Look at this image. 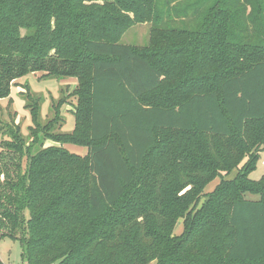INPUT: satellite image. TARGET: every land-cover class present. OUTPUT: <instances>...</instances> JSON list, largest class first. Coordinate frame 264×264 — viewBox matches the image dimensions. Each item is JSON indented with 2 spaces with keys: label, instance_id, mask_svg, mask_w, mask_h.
<instances>
[{
  "label": "trees",
  "instance_id": "1",
  "mask_svg": "<svg viewBox=\"0 0 264 264\" xmlns=\"http://www.w3.org/2000/svg\"><path fill=\"white\" fill-rule=\"evenodd\" d=\"M35 73L76 79L77 105L53 135L29 103L31 143L0 146V241L25 264H264V0H0V99Z\"/></svg>",
  "mask_w": 264,
  "mask_h": 264
},
{
  "label": "rangeland",
  "instance_id": "2",
  "mask_svg": "<svg viewBox=\"0 0 264 264\" xmlns=\"http://www.w3.org/2000/svg\"><path fill=\"white\" fill-rule=\"evenodd\" d=\"M151 29V23L137 24L123 36L121 43L144 48L150 42ZM77 84L76 79L44 77L42 73L28 74L17 81L16 85L11 89L10 96L0 99V146L2 141L10 140L11 130L18 129L21 130L25 142L31 143L32 137L29 128L33 126V123L30 110L27 107L29 103L38 104L40 107L38 120L41 128L58 116L55 123H53L51 133L53 135L73 133L75 129L74 113L77 105V97L75 94ZM28 94L32 99H28ZM43 137L44 133L41 134L40 138L43 139ZM43 144V148H47L55 146L58 143L52 140H45ZM62 147L71 153L81 156L87 155L88 152L86 148L72 144H63ZM39 148L40 146L36 145L33 153L35 154ZM263 150L264 147L258 153ZM246 161L245 159L243 163ZM262 161H264V153L259 157L256 170L250 176L252 180L258 181L264 176V165H262ZM27 162L28 156L25 155L23 168L26 167ZM236 174L237 170L230 175H226L223 172L222 177L224 179H233ZM220 182L221 180L218 178L205 188L199 207L207 199V194L214 191ZM245 197L250 200L260 199L259 196L251 194H246ZM183 232L184 219H181L177 223L173 235L181 236ZM17 237H20V235ZM22 253V246L19 240L5 238L0 241V259L3 264H25ZM151 264H156V262H152Z\"/></svg>",
  "mask_w": 264,
  "mask_h": 264
},
{
  "label": "crops",
  "instance_id": "3",
  "mask_svg": "<svg viewBox=\"0 0 264 264\" xmlns=\"http://www.w3.org/2000/svg\"><path fill=\"white\" fill-rule=\"evenodd\" d=\"M264 153V150L262 152H259V157L262 156V154ZM244 164V163H243ZM262 165H264V161H262ZM264 177V176H263ZM216 181V180H215Z\"/></svg>",
  "mask_w": 264,
  "mask_h": 264
}]
</instances>
